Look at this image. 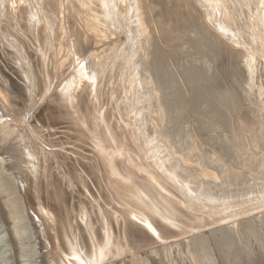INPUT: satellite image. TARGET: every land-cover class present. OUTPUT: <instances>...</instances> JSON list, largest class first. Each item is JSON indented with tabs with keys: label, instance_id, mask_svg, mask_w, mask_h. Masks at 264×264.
<instances>
[{
	"label": "bare ground",
	"instance_id": "bare-ground-1",
	"mask_svg": "<svg viewBox=\"0 0 264 264\" xmlns=\"http://www.w3.org/2000/svg\"><path fill=\"white\" fill-rule=\"evenodd\" d=\"M8 1L11 8L7 15L9 18H6L12 21L13 28L11 31L13 33L8 34L7 32L5 37L3 35L2 37L10 38L11 42L8 43L12 49L8 53L5 50V52H2L6 53L5 58H8L6 57L8 54L15 63L18 62L21 65L19 67L26 69L24 73L18 71L19 67L16 66L17 64H15L17 68L12 66L13 63L9 65L10 71L13 75L15 72L19 73L18 77L16 76L17 79L14 81L12 79L13 82L10 81V76L8 77L9 81L6 82H4V79H0V143L2 140L5 141V145L0 147V177L3 180L0 185L3 186V189L6 188L8 192V202H6L9 203L8 213L13 219H20V221L19 219L16 221L17 226L15 227V232L19 236L18 255L20 262L22 261L23 264L25 262L39 264L37 248L39 240L40 242L43 241L44 245L47 244L45 258L52 264H148L149 260L165 259L169 254L178 256L181 254L183 258L185 252L191 253L186 256L189 261L187 264H216V255H220L222 251L217 250L214 256L209 255L206 253L208 249L206 250L207 246L201 241L200 234L194 235L192 238L188 236L192 232L199 233L201 231L202 233V230H207L212 225L228 223L230 220L233 221L245 215L263 211L264 180L247 179V173L244 174L246 178H239V182L234 185L224 181L219 174L216 175L218 177L205 174L199 180L197 179L199 176H192L194 172H191L186 165V167L176 165L177 162L174 163L170 160L167 151L164 152L168 146H172L171 142L167 147L163 146L166 141H163L164 136L168 137L169 133H166V135V130L153 132L139 126L142 112L146 108H150L149 100L148 105L144 101L149 95H142L143 90L141 91V89H139L141 92H137V94L141 93L140 97H143L144 102H142L144 104L141 105L140 103L142 107L139 105L140 108H132L133 104L132 107L130 105L131 108H126L123 105L122 109V104L119 105L120 111L125 113V117L123 116L125 119L122 120L120 117V123L118 122L119 117L116 120L119 124L124 121L122 125L114 123L110 125L108 122L110 113L107 112L108 106L106 107V104H104L105 101L100 86L102 83L98 85L100 88L98 87L97 91L92 92L88 89L84 92L79 91L81 90L80 86L86 85V82L93 80L94 76L98 77L99 74L97 75V73L100 71H96L102 63L101 59L98 58L97 62L94 60L96 63H91V66L88 67V63L92 58L86 56L81 61L82 63L74 69V66L78 65V57L85 53L84 47L94 46L97 41L106 39L105 36L109 34L104 32L106 35H103L105 26L106 31L108 29L115 30L116 28L120 30L119 28L122 25L124 27L128 24L125 23L124 18L126 15L124 16V14L129 8L126 9L125 5L122 4V8L118 9L119 5H116L112 0H40L43 3L40 4L42 7L44 5L46 10H55V5L57 9L59 8L61 16L58 17V14L56 16L60 20L56 23L57 26L52 25L55 24L52 22V27H50V24L45 25L47 12H45V17L42 13L36 17L40 9L37 7L38 5H33L39 11L37 10L38 12L35 13V8L32 6L34 15L29 14L32 7L28 3L21 4L20 10L23 14L19 23V19L17 20L16 15L12 12L14 8L16 9L18 1ZM36 1L35 4H39L38 0ZM133 1L135 6L138 7L139 2L142 0ZM77 2L83 6L73 4ZM176 2L179 5L189 3L186 0H176ZM76 5L78 8H74ZM74 9H77V11L75 12ZM20 10L18 9V11ZM140 10L142 11V8ZM139 12L135 14L137 17H139ZM141 18L139 19L141 20ZM120 19L122 22H120ZM25 22L29 25L27 23L25 25ZM147 24H149L148 21ZM161 29L162 33L166 30L165 28ZM110 32L112 33V31ZM110 36L113 37L115 34ZM141 36L142 34L139 35L137 45H131L130 51L127 52L128 57L135 55L136 52L139 53L140 45L145 40L153 65L156 64L157 59L165 61L164 64H167L169 60H172L173 63L176 59L175 57L180 49L176 50L177 52L165 53L161 47H158L156 41L150 40L152 38L149 37L150 35L148 39ZM145 36L147 37V34ZM125 40L123 41L125 44L122 43V46L118 41L116 44H112L109 48L110 52L115 51L114 53L118 54V51L120 52L127 45ZM2 46L1 49L3 50ZM141 49L144 50L145 48ZM103 52L104 50H99L96 52L97 56H103ZM128 59H126L127 62H129ZM183 59L185 60V57ZM10 61L8 64L12 63ZM85 69L88 71L86 72ZM90 70L92 74H90ZM168 70L165 73L166 75H168ZM155 71L156 69L151 72ZM100 75L102 76V74ZM3 76L5 77V75ZM133 77L131 75L128 78L131 83ZM75 78H79L78 85L73 84L74 80L77 81ZM98 79L96 78V80ZM60 81H63L62 84ZM145 81L147 82V80ZM135 82L133 81V83ZM59 83L61 84L60 88L57 89L55 96L49 102L50 93L54 91ZM89 86L91 87V82ZM95 87L97 86L95 85L93 89ZM145 90L144 92H146ZM93 93L96 94L94 96L97 102L93 101L95 103H91L94 96L90 100ZM134 93L132 92L131 97ZM137 94L135 95L136 99ZM47 98L49 103L44 107L43 112L45 118L55 117L58 121L55 122V125H60L50 129L53 134L48 132L49 139L42 135L41 128L32 125L37 117L39 119L41 116L39 114L41 111H37L38 107L35 106L42 103L44 105ZM180 99L182 98H179V101ZM184 99L187 100L185 97ZM186 100L181 101L186 103ZM116 102L114 101V104ZM43 105L41 106L43 107ZM116 107L118 106L116 105ZM116 107L114 106V109ZM113 117L115 118V116ZM182 119L185 120L184 117ZM144 122L146 121L144 120ZM181 122L183 121L181 120ZM260 123H262L261 120ZM51 136L54 138H51ZM258 149H260V146H258ZM132 150H135L136 154L132 153ZM138 152L148 155L149 159H154L149 163L150 167L145 165L140 155H137ZM7 154V157L16 160L14 166L11 165L12 163L9 166L3 163L5 161L3 155ZM215 162L217 163V161ZM186 164L188 165V163ZM212 165L214 164L212 163ZM189 166L191 167V165ZM155 169L156 171H154ZM157 169L163 170L166 176L162 175L163 173L161 175L157 174ZM187 170L191 172L190 177L189 174H186L188 177L183 176ZM221 171L220 173L224 172ZM22 175L24 177L26 175V179L29 177L28 180L20 178ZM258 176L261 177L262 175L260 176L258 173ZM222 177L226 178L227 176L224 174ZM185 185L189 187L186 188ZM239 188L243 190H239L240 192L237 194L233 193L235 190L238 191ZM30 189H32V192ZM93 190L98 193V199L95 193H92ZM27 191L30 192L29 196L26 194ZM233 195H240L238 197L239 201L248 198L249 201L253 202L243 208L226 212L223 209L234 204V198H231ZM110 199H113L114 203H109ZM29 202L34 203L35 208H32ZM105 202L108 203V206H105ZM205 207L212 209L214 214L206 216ZM208 208L207 210L210 211ZM13 213H17V216H14ZM26 218L29 219L30 223L27 222L24 225L21 219L25 220ZM257 218L264 220V215ZM229 224H231V221ZM36 229L41 231L39 234L43 239L39 238Z\"/></svg>",
	"mask_w": 264,
	"mask_h": 264
},
{
	"label": "rangeland",
	"instance_id": "rangeland-1",
	"mask_svg": "<svg viewBox=\"0 0 264 264\" xmlns=\"http://www.w3.org/2000/svg\"><path fill=\"white\" fill-rule=\"evenodd\" d=\"M14 1L18 2L16 9L14 8L12 12L14 15H16V19H19V23L20 20H22L23 14L20 10L22 7V3H28L29 5H31V7L33 5H38L37 7H39L40 11L38 8L37 10L39 12L36 10L35 6H33L35 8V13L38 12L36 14V17H38L40 13L44 14V17L47 14L45 25L50 24V27H52V25L57 26L56 23H58V20H60L58 17L61 15L58 10L59 8L57 9L56 5L54 6V9L56 10L55 11L50 9L46 10L44 5L42 7L41 4L43 3H41V1L43 0H38L39 4H35V2H37L36 0H32L31 2L30 0ZM8 2V0H0V39L2 41L0 42L1 46L2 44H4V46H2L3 50L0 46V79H4V82L9 81V79L10 81L12 79L13 81L16 80L18 77L17 75L19 74L18 72H15L13 75L12 71H10L9 65H12L14 63V65L12 66H14L15 68L21 66L17 61V63H15V61L10 58L8 54L6 55V57L8 58H5V54L10 52L9 50H11L12 48L8 43L11 42L10 38L3 37H5L7 32L8 34L11 32L13 33V31H11L13 28L12 21L10 19H7L9 18L7 17L8 11L11 8L9 7L11 6V4L10 2L8 4ZM112 2L116 3V5H119L118 9L122 8L123 5H125L126 9L129 8L126 11V14H124V16L126 15L124 18L126 21L125 23L128 24H126L127 26L125 25L124 27L122 25V27L119 28L120 30H117V28L115 30L113 29L115 32L111 29H108V31H106L107 28H105V24L102 25L103 27L105 26L103 35L105 36L106 32L107 34H109L105 36L107 38L103 41H97L94 46L92 45L88 48L84 47L85 53L81 55L82 57H78V65H75L76 67L74 66V69H76L79 64L82 63L81 61H83L86 56L88 58H92L93 60V62L92 60L89 61L88 67L91 66V63H96L98 61L97 59L100 58L102 63H100V66H98L96 72H98L99 70L100 72H98L97 75L102 74V76H104L105 78L103 77L102 79H98L102 76H94V82L93 80H91L86 82V85H79L81 88V90L79 91L84 92V90L87 91V89L91 90L92 92L94 90L97 91L99 87L98 85L102 83L100 86L103 93V100L105 101L104 104H106V107L108 106L109 108L107 109V112L110 113V115H108V113L106 114L108 115V122L110 123V125H113V123L119 124L121 119H125L124 111L122 112L120 111L121 108L119 109L120 104H122V109L123 105H125L124 107L126 108H131L133 104L136 106L133 105L132 108H140V106L143 105V102L145 101L146 105L149 104L150 108H146L147 110L145 109L146 111L144 110L142 112L140 116L142 118L139 119V123L141 124L139 126L143 127V129L145 130L150 129L153 132L166 130L165 134L169 133V136H164L165 139H163V141H166L165 143H163V146L167 147L169 142H171L172 146H168L170 150L165 147L166 150L164 152L167 151L166 153L170 157V160L174 163H178H176V165H180V167H189V170L191 172H194L192 176H199L200 178H197L199 180H201V176H205V174L215 176L219 174V176H221L224 181H228V183H232V185L238 183L240 180L239 178H246V176L248 177L247 179L255 178L256 181H263L264 177L262 176H264V142H262V140H264V0H186V2L189 3L181 5L177 4L176 0H142L141 2H139L138 7L135 6L133 0H112ZM73 4H78L79 6L81 3L77 2ZM78 6L76 5L74 6V8H78ZM80 6L83 5L81 4ZM33 7L32 11H29V14L34 15ZM140 8H142V11L143 9L144 11L146 10L145 13L144 11L142 12ZM18 9L20 11H18ZM136 10L137 12L140 11L138 13L139 17L135 15L137 13ZM74 11L76 12L77 9H74ZM45 12L47 13L45 14ZM49 15L50 17L52 16L51 19ZM143 17L145 20L143 19ZM139 18H141L142 21ZM139 21H141L142 23ZM147 21L149 24H147ZM52 22L56 25H51ZM120 22H122L121 19ZM26 23L27 22H25V25ZM161 28H165L166 30H168L167 33H165L166 30L162 33ZM110 31H112V33ZM151 31L152 33H150ZM111 34H115V36H113L114 38L110 36ZM140 34H142L143 38L148 39L149 37H152L150 40L154 42L156 41L158 47H161L163 49L162 51H164L165 53L177 52L176 50L180 49L177 52L178 55L175 57L176 59L170 58L175 59L173 63L172 60H169L167 64H164L165 61L162 60V62L157 59V61L155 62L156 64L153 65L152 61L150 60L151 54H149L150 52L146 48L145 40H143L140 45L141 48L145 49L143 50L140 48L141 50L139 49V53L136 52L135 55L128 57L129 54L127 52L130 51L131 45L134 46L139 42ZM146 34L147 37L145 36ZM152 34H154V36H152ZM22 39L25 40L24 37H22ZM124 40L127 42V45L124 46L125 49L122 48L123 50L121 49L120 52L118 51V54L114 53L115 51L110 52L109 48L112 44H116L118 41L120 43V46H122V43L125 44V42H123ZM161 48L159 49L161 50ZM4 50L6 51L5 54L3 53L5 52ZM99 50H104L103 56H97L98 54L96 52H98ZM1 55L4 57H2ZM186 56L190 57L188 58ZM184 57L185 60L183 59ZM125 58H129V62H127ZM192 58L194 60H191ZM6 59H8V61H6ZM9 59L12 61V63L10 64H8V62L10 61ZM15 64H17V67L15 66ZM101 66H103L104 68ZM25 69L26 68L19 67L17 70L23 71L24 73ZM104 69L106 72L104 71ZM154 69H156V71L151 72ZM167 69H169L168 75L165 74L167 73ZM85 71L87 72L88 70L85 69ZM90 74H92L91 70ZM3 75H5V77ZM131 75H133V78L135 79H132V83L128 79ZM2 76L3 78H1ZM9 76L11 78L8 79ZM96 78L98 80H96ZM78 80L79 78L77 79V81L74 80L73 84L78 85ZM145 80H147V82ZM133 81L136 82L133 83ZM60 82L62 84L63 81ZM90 82L91 87L89 86ZM96 82L98 83L95 84ZM145 82L147 83L146 85L144 84ZM61 84L59 83L57 87L54 88V91L50 93L49 102L55 96V92L60 88ZM95 85L97 87L93 89ZM112 87H114L116 91ZM102 88L104 89L102 90ZM139 89L143 91L141 92ZM144 90L146 92H144ZM182 90L184 91L182 92ZM132 92H135L132 96L133 98L131 97ZM137 92H141L143 93L142 95L145 94V96H149L147 98H145L144 96L145 99L143 101V97H140L141 93L137 94ZM183 93H186V96ZM136 94L141 99L138 97L136 99ZM94 95L96 94L93 93V95L90 97V100ZM184 97L187 98V100L184 99ZM179 98L182 99H180L179 101ZM131 99L133 100L132 103ZM181 100H186L187 104L182 102ZM189 100L190 102H188ZM93 101H96L95 96L91 100V103H95ZM114 101H117L116 104H114ZM49 102L47 98L46 102H44V105L42 103L39 106H35L36 108L38 107L37 111H41V113L39 114L42 117H39V119L41 120H39L37 117V120L32 123V125H36L37 127L41 128L42 135H44L47 139H49L48 132H50V134H53L52 130L50 129L55 128V126H60L55 125V122H58L56 121L55 117L51 116L45 118V114L43 113L44 107H46ZM180 102L184 104H181ZM150 103L154 105L151 106ZM41 105H43V107ZM116 105L118 107H116ZM114 106L119 110H117L116 108L115 110ZM40 107L43 109H41ZM111 107L113 108V110L111 109ZM180 108L182 110V113ZM183 109L187 110L184 111ZM110 110L112 113L110 112ZM114 110L116 112L119 111L120 113L118 112L116 114ZM148 113L149 115H147ZM113 116H115V118ZM147 116H149V118L151 119L147 118ZM183 117L185 120L182 119ZM117 118L119 123L116 120ZM111 120L114 122H112ZM144 120L146 122H144ZM181 120L183 122H181ZM260 120L262 123H260ZM123 122L121 121V124L119 125H122ZM51 138L54 137L51 136ZM4 142L5 141L2 140V142L0 143V147L5 145ZM257 145L260 146V149H258ZM239 149L242 152H239ZM244 150L246 153L244 152ZM132 153L136 154V151L132 150ZM170 153H173L172 156ZM142 154L141 152L137 153V155H140V158L145 162V165L150 167L149 163L154 159H149L148 155L146 156L144 155V153ZM241 154L245 155L243 156ZM3 156L5 158V161H3V163H5L6 166H9L11 163V165L14 166L16 160L7 157L8 154ZM213 160L219 163H214ZM206 161L207 163H210L207 164ZM186 163H188V165ZM212 163L214 165H212ZM181 164L183 165L181 166ZM189 165H191V167ZM220 165H222L221 168ZM221 169H223L222 171L224 172H222ZM189 170H187L183 176L188 177L186 174H189L190 177L191 172ZM154 171H156V169ZM220 171L222 173H220ZM162 173L163 170L161 171V169H157V174L161 175ZM258 173L260 176H262L259 177ZM224 174L225 176H227L226 178L222 177L224 176ZM244 174H246V176ZM162 175L166 176V173L164 172ZM22 176L20 178L25 180L26 175L25 177L24 175ZM28 178L29 177H27L26 180H28ZM2 181L3 180L0 177V183H2ZM185 186L186 188L189 187L188 185ZM183 189L185 190V188ZM31 190L32 189H30V191ZM239 190L242 191L243 189L241 190V188H239L238 191L235 190L233 193L237 194L238 192H240ZM93 192L98 199V193L95 190H93L92 193ZM7 193V189H3V186L0 185V264H23L22 261L20 262L18 255L19 236L15 232V227L17 226L16 221L19 218L13 219L8 213L9 203H6L8 202ZM26 194L29 196L30 192L27 191ZM238 197H240V195H233L231 198H234V204L226 207L223 210L226 212L230 210H237L239 208H243L244 206H248L253 202L249 201L250 199L248 200V198H243L244 200L240 199L239 201ZM110 201L108 202L114 203L113 199H110ZM32 202H29V204L30 206H32V208H35V205ZM104 204L105 206H108L107 202H105ZM207 208L205 215L212 216L214 214V211L208 208L210 209L209 211L207 210ZM250 215L248 214L241 218H238L239 220H230L231 224H229V221L228 223L226 222L212 225L207 228V230H202V233L201 231H199V233L192 232L188 237L192 238L194 235L197 236L200 234L201 241H203L207 246L206 250L208 249L206 253H208L209 255L214 256V253H216L215 251H222L220 255H216V264H264V220H262L261 218H257L258 216L260 217V215H264V210L260 211V213L256 212ZM14 216H17V213H15ZM27 218L25 220L21 219L24 225H26L27 222L30 223L29 219ZM36 230L38 234L41 233L40 230ZM39 238L43 239L40 234ZM28 242L29 240L27 241V243ZM38 244L39 245L37 246V248L40 262H37H39V264H52V262L49 263L48 259L45 258L47 244L44 245L43 241L40 242L39 240ZM194 248H196V246H194ZM184 254L185 256L183 258L181 257V254L180 256L176 254H169L165 259H154L152 261L149 260L148 264H187L189 261L186 256L189 253L185 252ZM190 258L192 257L190 256ZM28 263L29 262H25V264Z\"/></svg>",
	"mask_w": 264,
	"mask_h": 264
}]
</instances>
